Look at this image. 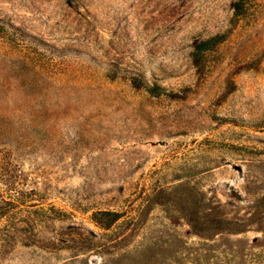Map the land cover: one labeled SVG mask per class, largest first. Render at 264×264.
I'll use <instances>...</instances> for the list:
<instances>
[{
	"label": "rangeland",
	"instance_id": "1",
	"mask_svg": "<svg viewBox=\"0 0 264 264\" xmlns=\"http://www.w3.org/2000/svg\"><path fill=\"white\" fill-rule=\"evenodd\" d=\"M0 264H264V0H0Z\"/></svg>",
	"mask_w": 264,
	"mask_h": 264
},
{
	"label": "trees",
	"instance_id": "2",
	"mask_svg": "<svg viewBox=\"0 0 264 264\" xmlns=\"http://www.w3.org/2000/svg\"><path fill=\"white\" fill-rule=\"evenodd\" d=\"M106 215L111 216V215H116V214L115 213H111V212H107Z\"/></svg>",
	"mask_w": 264,
	"mask_h": 264
}]
</instances>
